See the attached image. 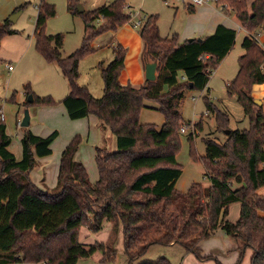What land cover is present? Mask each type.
Here are the masks:
<instances>
[{"label":"trees","instance_id":"16d2710c","mask_svg":"<svg viewBox=\"0 0 264 264\" xmlns=\"http://www.w3.org/2000/svg\"><path fill=\"white\" fill-rule=\"evenodd\" d=\"M67 1L70 14L88 24L81 47L64 57V36L46 34L48 20L57 13L47 0L39 5L34 40L42 58L59 67L70 91L57 101L52 96H36L28 85L26 96L32 95L34 101H27L25 108L62 104L71 120L95 117L115 135L117 150L96 147L98 179L91 183L87 168L77 159L83 137L76 135L60 156L59 190L50 192L42 186L44 177L40 186L32 173L39 159L52 155L58 131L41 137L22 127L18 157L11 150L13 137L6 120L0 119V264H60L68 250L81 244L83 229L99 233L105 223L115 231L122 227L129 264H136L158 244L182 245L199 260L212 259L204 255L200 244L218 231L237 243L240 259L236 264H242L247 250L252 251L250 264H264V111L253 97L254 86L264 83V48L250 35L264 29V0H216L247 31L239 71L227 89L243 107L250 128L230 131L223 145L206 140L203 157L197 154L196 134L191 133V157L203 163L210 186L193 183L185 193L176 189L183 174L177 160L181 126L185 125L182 104L189 90L208 87L211 73L234 47L238 30L219 25L201 42L179 43L177 34L162 37L158 16L151 15L139 29L144 44L141 59L144 68L157 63V79L141 86L122 84L128 50L118 44L113 60L103 67L104 95L97 99L78 82L80 61L95 51L92 43L97 37L117 32L132 22V16L126 13L124 0L93 12H80V0ZM94 16L103 18L98 28L91 23ZM19 32L9 19L0 22V48L5 37ZM11 101L16 103L14 98ZM146 101L159 104L165 117L161 128L141 122ZM208 107L216 110L210 102ZM217 112L223 132L229 118ZM235 203L240 204V217L232 222L228 216ZM97 249L103 254L102 264L115 259L114 243L109 248L100 244ZM141 264L172 263L160 258Z\"/></svg>","mask_w":264,"mask_h":264},{"label":"rangeland","instance_id":"374dc122","mask_svg":"<svg viewBox=\"0 0 264 264\" xmlns=\"http://www.w3.org/2000/svg\"><path fill=\"white\" fill-rule=\"evenodd\" d=\"M47 1L55 5L57 13L55 17L48 20L46 24V34H62L64 36V47L62 50L63 56H70L81 47L87 35L88 24L82 17L70 14L67 0ZM114 1L116 0H80L78 7L82 6L83 8L86 7L87 9H94L98 6ZM124 1L128 5L124 6L126 13L130 14L131 12H135L137 14L136 15L134 13V21L141 20L144 24L145 20L149 16L157 15L159 18V29L161 30V35L164 38H169L177 32V28L184 24L186 16L188 15L187 11L184 12L185 3L183 0ZM213 3L217 4V2H212L211 4ZM129 6H131V8ZM127 7L129 8L126 10ZM177 7H179V15L174 16L173 10L176 11ZM88 12L93 11L91 10ZM15 15H17V13H15ZM12 17L13 15L9 17V20ZM16 18L17 16L14 18L15 21L13 22L15 23L13 26L14 29L16 27L21 28L23 24H26L27 27L30 26L31 22H29L28 17L25 16L20 19L18 23L16 22ZM100 18L102 21L95 19L94 22H91L97 28L100 27L103 22V18ZM131 26L134 29L133 25L130 24V27ZM27 27H25L26 30ZM136 29L139 31L140 28H135V30ZM23 30L25 32V29ZM238 30L236 43L226 60H223V65H220V67L222 66L221 69H219L220 67L218 68L220 70L219 74L216 75L213 72L211 75L210 90L208 88L204 91L189 90L183 101L181 111L185 121V125L183 126L187 127V132H180L181 148L178 153L177 160L182 166L183 174L176 184V189L179 192H187L193 183H201L205 187L210 186V179L206 174L207 172L203 163L199 160L196 161L191 157V144L188 141V137L191 133L196 134L194 141L195 150L200 157H203L206 154V140H213L218 144L223 145L227 140L228 131H242L250 128V120L246 116L243 107L237 101L236 97L231 96L228 93L227 89L228 82L233 80L239 71V58L245 53L242 48V42L247 35V31L242 28ZM258 32L264 35V29L259 30ZM113 35V32H106L97 37L92 43L95 51L80 61V77L78 82L81 86L86 87L90 94L97 99L102 98L104 95V81L102 76L103 67L107 66L113 60L114 47L116 44L118 45V42L114 41ZM15 49V47L5 44L3 48V55L8 58L9 55L15 52ZM35 58L39 60H35ZM10 61H12L10 64H13L15 71L8 70V67L6 66V63H9ZM22 61L23 63L18 66V61L16 59L9 58L7 61L4 59L0 60V105L3 106L6 114L8 133L13 137L11 150H13L19 157L20 144L18 139L19 136H21L22 131L21 128L17 126V121L23 120L26 110H29L31 117V125L28 129L33 131L35 130L41 137H47L51 132L55 131V128L57 127L61 136H59V139L52 146L54 155L46 160H38V163L32 173L33 180L34 178L38 179V175L40 177L42 176L44 177V183L42 182V186L50 192H57L59 189L56 182V174L59 168L60 153L64 150L65 145L71 138L68 137L69 132H71L72 129L83 131L82 124L77 125L71 123L72 120H70L66 114H55L54 117H46L45 110L35 104L27 109L25 108V103L29 98L26 96V86L28 85L31 86V90L36 96H52L57 101H60L59 98H61L66 91L63 90L62 92H58L57 81L55 82V86L52 85L50 88L43 83L50 77H55L56 74H59V67L56 64L47 63L37 52L35 47L24 55ZM44 66L52 67L58 73L49 72L48 70H45ZM62 77L67 85V90L70 91L68 80L63 75ZM216 78L218 80H216ZM18 93L22 95L21 103L18 104L20 107L19 112L16 110L18 109L16 103H12L11 101L14 98L15 102H17L16 99ZM208 102L212 103L214 107H216L215 111L210 110ZM159 108L160 106L158 103L154 101H146L145 108H143L141 113V122L144 124H154L158 128H161L165 123V117ZM217 110L227 114L229 118L228 128L223 132L219 130L218 127L219 113ZM17 117L19 120L16 121ZM66 123H71L72 125L69 126ZM98 123L100 126L99 128L105 132L102 131L103 135L101 136L100 134L97 144L93 142V135L90 139L81 135L83 137L81 145L83 146V152L87 153L89 147H94L93 150L95 151L96 147L100 146H105L112 152L116 151L117 146L115 135L108 129H104L101 121L98 120ZM189 123L190 125L188 126ZM183 126H181V128ZM89 151H91V148ZM81 161L88 170L90 182L95 183L98 179L95 158L82 159ZM239 217L240 204L235 203L230 207L228 219L237 221ZM84 230L86 229H83L81 232V241L84 238ZM87 230L92 233L89 229ZM219 232L220 231L216 234ZM216 234L202 241L204 243V253L207 256H212V259L204 261L199 260L194 254L187 252L182 245L177 244L164 246L158 244L152 246L136 264L156 262L160 258H168L172 264H236L240 259V251L233 250L232 246L234 244L237 245V243L233 242L221 231L219 235L221 234V237H226L228 241V244L226 245L224 240L219 238L220 236L215 239ZM95 236L96 237L94 239L97 241L93 242L92 245H88L91 246L89 247L88 254L79 258L76 264H102L103 254L97 249V247L99 248V245L102 244L106 248H109V246H112L113 243L116 250V256L109 264H129L128 258L125 255L124 233L122 227L117 228V231H115L114 227L110 223H105L104 229ZM88 237L91 236L88 235ZM87 240L91 241L90 239ZM205 243L209 245V248L205 246ZM250 256H252V251L248 250L247 255H245L242 260V264H250Z\"/></svg>","mask_w":264,"mask_h":264},{"label":"crops","instance_id":"0c3cea01","mask_svg":"<svg viewBox=\"0 0 264 264\" xmlns=\"http://www.w3.org/2000/svg\"><path fill=\"white\" fill-rule=\"evenodd\" d=\"M41 2H42V0H0V22L4 21L6 19H9V17L14 15L15 13H19V14H17V18H16L17 23L20 21V19L24 18L25 16L28 17L29 22H31L30 26H28V27L26 26V24H23V26H22L23 28L22 27L21 28L16 27L15 29L20 31L18 34L7 36L2 40V47L0 49V60L4 59L5 61H7V60H9V58L16 59L18 61V66H19L23 63L22 58L24 57V55H26L28 52H30V50L32 48L35 47L34 34H35V30H36V19H37L38 13H39V5ZM213 2H215V1H213ZM184 3H185L184 12L187 11L188 15L186 16V20H185L184 24L182 26L178 27L177 32L174 33V34H177L179 36V43L189 41L190 39H199V38L202 39L206 36H209L215 32L216 28L219 25H224L228 28L235 29V30H238L239 28H241V26L238 23L235 16L234 15H227L226 13L221 11L220 7L216 3L211 4L212 2H210V3L203 5V6H195L190 2V0H186ZM22 5H24L25 7L18 10V8L21 7ZM104 5H106V4H103L102 6H104ZM102 6H98L94 9H87L85 7L83 12H88L91 10L94 11V10L99 9ZM129 7L131 8V6H129ZM129 7H127L126 10ZM134 13L135 12L130 13V15L132 16V22L130 23L131 25H133L134 22L141 21V20H138V21L133 20L135 14H136V13L135 14ZM173 15L174 16L179 15V7L176 8V11L173 10ZM95 19L102 21L100 17L94 16L91 18V22H94ZM130 24H127L124 27H121L117 32H113L114 41L115 42L117 41L118 44H121L122 46L126 47L128 50L126 60H125V68H124V70L120 76V82L124 85L132 84L134 86H141L146 82L145 68H144V65H143L142 59H141V54L143 51L144 44H143V40L140 36L139 31H137L138 29H136V30H135V28L133 29L132 26L130 27ZM142 24H143V22H142ZM14 25H15V23H13V26ZM25 27H27V30ZM23 29H25V32ZM160 33H161V30H160ZM263 37H264V35H263ZM5 44H8L9 46L16 48L15 52L13 54L9 55L8 58L3 55V48H4ZM116 46H117V44H116ZM228 55H227V57H228ZM226 58H225V60H226ZM35 60H39V59L35 58ZM224 61L222 62L221 65H223ZM10 63H12V61H10L9 63H6L8 70H9V66H13V64H10ZM221 67L219 69H221ZM79 69H80V66H79ZM219 69L216 70L214 72V74H216V75L219 74V71H220ZM45 70H48L49 72H57L52 67H48V66L45 67ZM13 71H15L14 66H13ZM58 72H59V74H56L55 77H50L49 79H47L43 83L45 85H47L48 88H50L52 85L55 86V82L57 81L58 92H62L63 90L66 91L65 92L66 94L64 93V95L61 98H59V100L62 101L68 95L69 91L67 90V85H66L65 81L63 80V77H62L63 74L60 71V69ZM216 80H218V79L216 78ZM229 83L230 82H228L227 86L229 85ZM210 85H211V81L209 82L208 87H207L209 90H210ZM21 96L22 95L20 93L17 94V99H16L17 100V102H16L17 106L19 103H21V98H22ZM253 97H254L255 101L260 102V104H261L260 107H262L263 111H264V83L263 84H256L254 86ZM41 109L45 110V112H46L45 116L49 117V118L54 117L55 114H59V115L66 114L68 116L66 108L62 104H60L58 106H54V107H42ZM0 110H3V112H4L3 106H1ZM16 110H17V112H19L20 107L18 106V109H16ZM4 114H5V112H4ZM5 119H6V114H5ZM17 120H19L18 117H17L16 121ZM56 123H58V122H56ZM71 123H74L77 125L82 124L83 131L72 129L71 132H69V134H68V137H71V138L68 140L67 144L76 135H83V137H87V139H90V137L93 135L94 136L93 142L97 144L99 141V138H100V134L102 136L103 132H105L104 130L99 128L100 126H99L98 120L92 116L85 118V119H81V120H75V121L72 120ZM71 123H66V124L71 126L72 125ZM55 129H56L55 131H58L59 136H61L59 129L57 127ZM31 131L35 135L40 136L35 130L34 131L31 130ZM76 131H78V132H76ZM53 132H51V133H53ZM73 132H75V133H73ZM59 136L56 139V141L59 139ZM42 137H46V136H42ZM20 139H21V136H19V139H18L19 142H20ZM56 141L53 143V145L56 143ZM66 145H65V147H66ZM65 147H64V149H65ZM90 148H91V151H89ZM93 148L94 147H89V149L87 150V153H84L83 152V146H81L80 151L77 154V159L79 161H81L82 159H87V158L93 159V158H95L96 150L94 151ZM52 151H53V148H52ZM62 151L60 154H62ZM53 155H54V151H53L51 156L46 157V158H41L39 160H46V159L52 157ZM57 176H58V172L56 174V182H57ZM33 181L36 184L41 186L42 176L40 177L38 175V179L34 178ZM262 215H264V214H262ZM228 218H229V216H228ZM228 220H230V219H228ZM230 221H232V219ZM232 222H235V221H232ZM87 231H88L87 229L84 230V234H83L84 238L81 241V244L77 247H73L70 250H68L66 257L64 258V260L60 264H76L79 258L84 257L88 254L89 247H91L88 245H92L93 242L97 241L94 238L96 237L95 235H97L98 233L92 234L89 231H88L89 232L88 233ZM219 233L216 234L215 239L221 235V234L219 235ZM88 235L91 237H88ZM219 238H222L224 240V242L226 243V245L228 244L226 237L220 236ZM87 239H90L91 241H89ZM203 244L204 243L201 242L200 247L204 253ZM205 246L207 248H209V245L206 243H205ZM232 247H233V250H237L238 245L234 244ZM92 248H94V247H92ZM247 252H248V250L246 251L245 255H247ZM212 254H214V253H212ZM204 255H206V254L204 253Z\"/></svg>","mask_w":264,"mask_h":264},{"label":"water","instance_id":"95a60500","mask_svg":"<svg viewBox=\"0 0 264 264\" xmlns=\"http://www.w3.org/2000/svg\"><path fill=\"white\" fill-rule=\"evenodd\" d=\"M79 11L80 12H83L84 11V8L82 6H79L78 7ZM19 14V13H17ZM17 15H13V17L10 19V21L13 23L15 20L14 18L16 17ZM193 39H190L189 41H192ZM198 41H202V39H197ZM157 63L153 62V63H148L145 67V77H146V80L148 81H155L157 79ZM28 101L30 103H33L34 101V97L31 95L29 96L28 98ZM255 103L257 105H261L260 102L258 101H255ZM30 124H31V117H30V113H29V110H26L25 113H24V118L22 120V124H21V127L23 128H28L30 127ZM230 131L227 132V134H229Z\"/></svg>","mask_w":264,"mask_h":264},{"label":"built area","instance_id":"2783aa9c","mask_svg":"<svg viewBox=\"0 0 264 264\" xmlns=\"http://www.w3.org/2000/svg\"><path fill=\"white\" fill-rule=\"evenodd\" d=\"M183 1L185 2L186 0H183ZM213 1L216 2V0H190V2L193 5H195V6H203V5H206V4H208L210 2H213ZM142 25L143 24H142L141 21L133 23V27L134 28H141ZM250 35L264 48V37H263V35L261 33H256V34H253L252 33ZM9 70L12 71L13 70V66H9ZM211 74H213V72ZM0 119L1 120H6L5 119V114H4L3 110H0ZM21 124H22V121H18L17 122V126L19 128H22L21 127ZM186 132H187V127L186 126H183L181 128V133H186Z\"/></svg>","mask_w":264,"mask_h":264}]
</instances>
